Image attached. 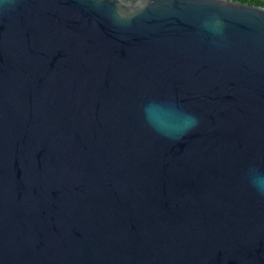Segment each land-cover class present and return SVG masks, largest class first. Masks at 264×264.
<instances>
[{"label":"water","instance_id":"1","mask_svg":"<svg viewBox=\"0 0 264 264\" xmlns=\"http://www.w3.org/2000/svg\"><path fill=\"white\" fill-rule=\"evenodd\" d=\"M252 168L264 7L0 0V264H264Z\"/></svg>","mask_w":264,"mask_h":264},{"label":"clouds","instance_id":"2","mask_svg":"<svg viewBox=\"0 0 264 264\" xmlns=\"http://www.w3.org/2000/svg\"><path fill=\"white\" fill-rule=\"evenodd\" d=\"M242 2H247V0H242ZM258 2L260 6L264 7V0H258ZM196 123L197 121L195 118L190 117L187 127L182 130L181 134L188 131L190 128L195 127ZM249 179L256 191L260 194H264V172H260L256 168H252L249 171Z\"/></svg>","mask_w":264,"mask_h":264},{"label":"trees","instance_id":"3","mask_svg":"<svg viewBox=\"0 0 264 264\" xmlns=\"http://www.w3.org/2000/svg\"><path fill=\"white\" fill-rule=\"evenodd\" d=\"M239 1L242 2V0H239ZM246 3L251 4V5H257V6H260L258 0H247Z\"/></svg>","mask_w":264,"mask_h":264}]
</instances>
